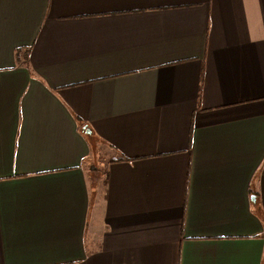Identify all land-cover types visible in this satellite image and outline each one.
<instances>
[{"label":"crops","instance_id":"obj_1","mask_svg":"<svg viewBox=\"0 0 264 264\" xmlns=\"http://www.w3.org/2000/svg\"><path fill=\"white\" fill-rule=\"evenodd\" d=\"M0 264H264V0H0Z\"/></svg>","mask_w":264,"mask_h":264},{"label":"rangeland","instance_id":"obj_2","mask_svg":"<svg viewBox=\"0 0 264 264\" xmlns=\"http://www.w3.org/2000/svg\"><path fill=\"white\" fill-rule=\"evenodd\" d=\"M97 156L98 158L95 160L94 164L97 166V171H96L97 186L101 187L102 180L104 178V171H105L106 163L104 162L105 159L100 158L102 154L97 153ZM94 178H95V175H94Z\"/></svg>","mask_w":264,"mask_h":264},{"label":"water","instance_id":"obj_3","mask_svg":"<svg viewBox=\"0 0 264 264\" xmlns=\"http://www.w3.org/2000/svg\"><path fill=\"white\" fill-rule=\"evenodd\" d=\"M86 129V128H85ZM89 133H91V131H88Z\"/></svg>","mask_w":264,"mask_h":264},{"label":"trees","instance_id":"obj_4","mask_svg":"<svg viewBox=\"0 0 264 264\" xmlns=\"http://www.w3.org/2000/svg\"><path fill=\"white\" fill-rule=\"evenodd\" d=\"M25 58H28V56L27 57L25 56Z\"/></svg>","mask_w":264,"mask_h":264}]
</instances>
